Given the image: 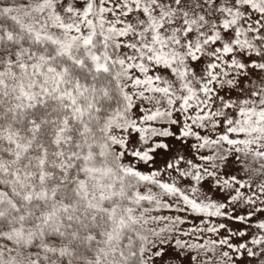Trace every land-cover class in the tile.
I'll list each match as a JSON object with an SVG mask.
<instances>
[{"label":"snow or ice","instance_id":"obj_1","mask_svg":"<svg viewBox=\"0 0 264 264\" xmlns=\"http://www.w3.org/2000/svg\"><path fill=\"white\" fill-rule=\"evenodd\" d=\"M0 264H264V0H0Z\"/></svg>","mask_w":264,"mask_h":264}]
</instances>
